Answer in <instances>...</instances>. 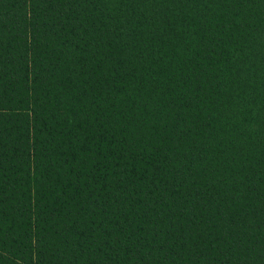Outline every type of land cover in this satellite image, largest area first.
<instances>
[{"label":"trees","instance_id":"16d2710c","mask_svg":"<svg viewBox=\"0 0 264 264\" xmlns=\"http://www.w3.org/2000/svg\"><path fill=\"white\" fill-rule=\"evenodd\" d=\"M0 264H264V0H0Z\"/></svg>","mask_w":264,"mask_h":264}]
</instances>
